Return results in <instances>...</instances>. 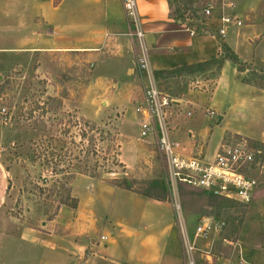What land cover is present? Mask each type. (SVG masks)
Returning a JSON list of instances; mask_svg holds the SVG:
<instances>
[{"label": "crops", "instance_id": "0c3cea01", "mask_svg": "<svg viewBox=\"0 0 264 264\" xmlns=\"http://www.w3.org/2000/svg\"><path fill=\"white\" fill-rule=\"evenodd\" d=\"M150 1H139L138 13L145 20L141 26L142 29L145 27V43L154 72L212 60L222 43L237 53L231 43L212 35L214 25L217 29L220 26L219 16L229 14L232 8L237 14L232 16L237 17L241 25L243 18L248 22L245 25L248 31L239 35L240 45L246 40L252 42L253 53L259 44L264 46V33L259 37L254 34V26L258 22L264 25V0H232L229 11L227 8L216 16L204 17L205 21L199 26L187 25L174 13V9L167 11L159 22H150L148 12L144 10ZM246 1L248 7H245ZM156 24L160 30L159 27L151 29ZM194 28H198V36ZM128 32L129 24L120 0H0V56L2 54L3 58L0 60V73L38 58L40 63H56L57 68L65 70L72 66L86 67L90 71L88 84L94 91L85 98L87 103L81 108L82 114L92 121H97L103 113L118 114L119 119L127 108L132 106L134 111V101L142 86L135 47ZM262 54L260 63L264 65ZM238 56L241 59L242 56ZM49 60L54 62L50 64ZM248 63L264 70L257 64L255 54ZM245 76L247 72L237 71L229 61L223 63L217 75L208 96V108H205L213 110L217 122L223 126L212 150L221 139L229 138L225 135L253 139L242 134L237 125L240 120H247L250 116L264 122L259 108L247 105V102L264 103V89L243 82ZM194 94L191 92L190 100H173L176 110L171 117L170 134L177 141L175 136L180 126L176 117L180 107L197 106L203 92H198L199 96L193 98ZM87 109H92L91 113L86 112ZM191 115L188 109L186 116ZM200 133L201 130L190 124L186 128L189 148L184 147L187 153L200 152L197 150L205 142L208 145L211 129L204 130L206 140H202ZM144 143L147 148L146 152L143 150L145 156H138L145 160L152 150L160 159L154 138L144 139ZM118 158L125 168L131 166L122 159L120 145ZM7 173L0 162V250L8 249L7 255L0 258V264H9L7 261L16 263L18 255L12 251L15 246H21L27 252L25 264L37 259L39 264H178L177 244L182 255L180 264H183V242L177 215L166 201L140 196L131 189L115 185L114 179L79 174L72 182L71 197L76 201L75 206L62 205L53 218L42 219L40 227L34 228L22 225L18 218L8 214L15 202L6 191ZM171 210L175 213L172 214L173 221L169 222ZM173 228H176V233ZM101 235L107 239L100 240ZM4 242L8 243V248L1 246ZM239 252L240 260L237 259L235 264H244L243 260L249 256L244 258L242 248ZM202 253L201 257L208 264H212L213 259L214 262L218 260L208 250Z\"/></svg>", "mask_w": 264, "mask_h": 264}, {"label": "rangeland", "instance_id": "374dc122", "mask_svg": "<svg viewBox=\"0 0 264 264\" xmlns=\"http://www.w3.org/2000/svg\"><path fill=\"white\" fill-rule=\"evenodd\" d=\"M231 1L151 0L144 10L148 12L150 22H159L170 9H174L173 11L179 9L178 16L184 19L187 25L192 23L199 26L205 21L202 14L205 7L211 5L212 16H216L226 10ZM244 4L245 7L249 6L247 1ZM231 6L232 4L230 9ZM262 8L260 7L261 10ZM233 10L232 8L228 13L236 14ZM242 20L243 24L240 26L229 24L226 37L220 40L231 43L233 48L238 50L237 53L248 62L252 54H255L257 64L264 68L260 63L263 61L264 46L259 44L253 53L252 42L246 40L240 45L239 35L248 31L245 26L248 22L244 21V18ZM140 21L144 25L145 20L140 18ZM158 27L156 24L151 26V29ZM213 29L212 35L216 37L215 25ZM193 30L198 36V28ZM263 33L264 25L258 22L254 26V34L259 37ZM262 41L264 42V38ZM0 57L2 60V54ZM242 57L241 60H245ZM52 62L54 61L49 60L50 64ZM89 75L90 71L86 67L72 66L65 70L57 68L56 63L53 65H48L44 61L40 63L39 58L14 69L6 68L4 71L0 79V162L8 172L6 190L7 194H10L8 197L12 195L15 202L8 214L18 218L22 225L39 228L40 221L53 218L59 207L74 204L71 197L72 182L79 174L100 176L111 181L114 179L115 183L122 186L129 183L133 188L140 190L147 189L148 181L161 179L166 186L168 196L166 202L174 211L175 202L172 194L174 192L179 204V216L190 235L201 218L210 217L225 222V228L219 234L195 240L199 249L208 250L218 258L215 262L213 259L212 264H235L237 259L240 260L241 248L244 251V258L249 256L243 260L244 264H264V122L249 116L247 120H240L237 123L242 134L253 139L225 135L229 137L227 139L247 140L257 151L255 167L252 170L257 184L248 203L211 198V195L193 190H190L193 192L186 194L183 199L181 185H175L176 188L172 192L173 187L167 181L169 179L165 163L152 150H149L145 160L138 156V154L145 156L143 150L146 152L147 148L144 139L139 136L136 113L132 106L127 108L119 119L118 114L113 116L106 113L100 114L97 121L84 117L81 108L87 103L85 98L94 91L88 84ZM257 75L261 76L260 73ZM247 76L251 78V72H247ZM216 78V71L212 68L193 75H182L177 83H173L171 79L167 80V84L170 85L165 91L163 90L165 85H159L157 82L159 90L173 100H190L188 97L191 92L195 93L193 98L199 96L198 92H203L197 106L191 108L182 105L176 117L180 127L175 137L186 148L189 141L185 130L189 124L201 130L202 140L207 138L205 129L212 131L208 136V145L205 142L197 151L212 150L222 134L223 126L217 122V116L207 119L204 115L205 108H208V96L212 92ZM249 104L258 107L264 116V103L247 102V105ZM97 108L102 109L100 105H97ZM188 109L191 110V117L186 116ZM175 110L172 104L168 111L171 117ZM85 111L91 113L92 109ZM221 141L227 140L224 138ZM119 145L122 159L131 165L128 169L118 158ZM172 210L168 214L169 222L173 221L172 214L175 212ZM172 231L176 233V228ZM223 239L233 241L234 245L236 244L235 248L225 244ZM1 246L8 248V243H1ZM23 250L21 246L12 247V251L18 255L16 263L13 264L27 263L25 260L28 259L27 252ZM7 251L8 249L0 250L1 259L3 255H7ZM202 252L197 253L196 262L208 264V261L201 257ZM176 253L180 264L182 255L178 244ZM28 257L30 260V255ZM6 263L10 264V261ZM29 263L39 264V260Z\"/></svg>", "mask_w": 264, "mask_h": 264}, {"label": "built area", "instance_id": "2783aa9c", "mask_svg": "<svg viewBox=\"0 0 264 264\" xmlns=\"http://www.w3.org/2000/svg\"><path fill=\"white\" fill-rule=\"evenodd\" d=\"M144 0H120L125 17L129 24L127 33L135 47L136 66L141 73V93L134 101V111L137 115V125L140 137L154 138L157 152L165 163L168 183L174 188L177 184H187L204 190L214 196L222 197L238 203H248L256 187L254 170L257 151L247 140L226 139L220 141L212 151L187 153L185 147L171 137V114L168 113L173 99L159 90L154 71L149 62V52L145 43V33L141 26L138 13V2ZM171 1V0H170ZM230 6V4H229ZM212 6L202 10L205 17L212 15ZM220 26L217 36L223 40L229 24L241 25L237 17L222 13L219 16ZM192 33V32H191ZM4 111V109H2ZM207 119L216 118L211 109L205 110ZM174 195V209L182 235L184 260L183 264H197L196 255L204 250L199 249L195 240L206 239L213 234H219L225 228V222L210 217L201 218L196 224L193 234L185 229V224L179 216V204ZM101 235L100 240H106ZM228 246L235 248L233 241L223 239ZM208 260H210L208 258Z\"/></svg>", "mask_w": 264, "mask_h": 264}, {"label": "trees", "instance_id": "16d2710c", "mask_svg": "<svg viewBox=\"0 0 264 264\" xmlns=\"http://www.w3.org/2000/svg\"><path fill=\"white\" fill-rule=\"evenodd\" d=\"M175 14H179V9L174 11ZM189 26H192V23L189 24ZM225 61H229L231 62L237 69V71L239 72H251V78L248 76L243 77V82L250 84V85H254L258 88L264 89V72L262 70H259L257 67H255L253 64L242 61L239 56L230 48L228 47V45H226L225 43H222L220 45L219 48V52L217 53L216 58L212 59V60H207V61H203L200 63H195L192 65H188V66H182V67H177L175 69H171V70H159V71H155L154 72V76L156 81L158 82V84H164V88L163 90H167V88L169 87L170 84H167V80H173L172 82L177 83L178 80L180 79V77L182 75H193L195 73H200V72H205L207 70H210L212 68H214V70L216 71V77L219 74V71L223 65V63ZM258 73L261 74V76L257 75ZM169 94V93H168ZM237 137V136H235ZM93 177H97V176H93ZM113 183L117 186L120 187H124L127 189H131L133 190L135 193H137L140 196L143 197H148V198H152L155 200H159V201H167L168 200V196L166 194V186L164 184V181L161 179H153L151 181H148V187L146 190H140V189H135L133 188L132 184H128L126 183L124 186L115 183L113 181ZM180 192L182 195V198L184 199L186 194H190L193 191H199L202 194H208L211 195V198H219V199H223V200H228V199H224L222 197H217L214 196L204 190L192 187L190 185L187 184H180ZM8 188V187H7ZM193 190V191H190ZM74 200V204L71 206H75L76 201ZM230 201V200H228ZM63 204H67L65 202H62Z\"/></svg>", "mask_w": 264, "mask_h": 264}, {"label": "water", "instance_id": "95a60500", "mask_svg": "<svg viewBox=\"0 0 264 264\" xmlns=\"http://www.w3.org/2000/svg\"><path fill=\"white\" fill-rule=\"evenodd\" d=\"M2 76H3V73L1 72V73H0V79L2 78ZM128 184H129V183H128Z\"/></svg>", "mask_w": 264, "mask_h": 264}]
</instances>
